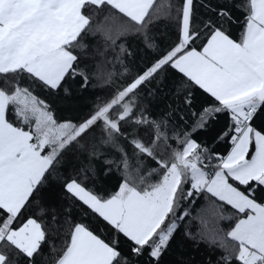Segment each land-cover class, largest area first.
Here are the masks:
<instances>
[{"label": "snow or ice", "instance_id": "snow-or-ice-1", "mask_svg": "<svg viewBox=\"0 0 264 264\" xmlns=\"http://www.w3.org/2000/svg\"><path fill=\"white\" fill-rule=\"evenodd\" d=\"M161 20L175 40L157 51ZM165 79L183 105L197 90L217 102L191 131L173 124L178 107L152 113ZM89 86L101 92L89 110L61 115ZM260 111L264 0H0V264H161L201 196L203 229L184 237L222 249L217 264H264ZM220 112L226 155L192 135Z\"/></svg>", "mask_w": 264, "mask_h": 264}, {"label": "trees", "instance_id": "trees-1", "mask_svg": "<svg viewBox=\"0 0 264 264\" xmlns=\"http://www.w3.org/2000/svg\"><path fill=\"white\" fill-rule=\"evenodd\" d=\"M218 2H220V0H211L213 5ZM229 2L239 4L240 0H229ZM197 3L199 5V0H197ZM200 11L203 13L204 9L201 7ZM233 15L236 18V22L232 23L230 32L234 37L238 38L242 31L241 25L243 23V13L238 9L233 8ZM175 31L176 29L174 25L170 24L167 20H161L155 25L154 34L159 45L157 51L165 50L168 45L175 40ZM199 44L200 42L197 41L196 46H199ZM155 54L156 53L152 50H140L138 52V56L145 59L152 57ZM174 93L175 88L173 80L165 79L159 85V91L156 94V98L151 102V111L154 115H159L160 113L171 111L169 108L170 104L172 105V108L178 107L180 110L176 111L172 115L171 119L173 124L179 125L181 130L187 128L191 131L193 124L198 119L199 113L205 107L217 104L214 98L203 93L202 90L196 91L191 107L176 101ZM100 94V89L93 88L92 86H89L88 91L82 94L77 88L73 99L67 102H58V106L61 108V115L67 117L87 112L91 104L95 101L96 96ZM229 124L230 119L226 112L215 113L208 119L207 124L203 129L193 132L192 135L199 143L207 147L213 153L226 155L231 144L227 138L220 140L218 137L228 129ZM253 124L257 127L264 126V111H260L258 113L253 121ZM53 183L55 184V181H53ZM106 185L107 190H115V178L106 181ZM46 198L49 204L59 207L60 194L58 188L54 191L46 193ZM206 206L207 202L203 196L195 199L191 205H186V207H190L191 215L181 224L180 230L176 235V239L168 251L164 254L161 264H217V261L222 254V249L219 247L213 248L203 242L197 243L196 241L188 240L184 237L185 231H191L193 234H197L203 229L198 216L201 213V210ZM74 215L77 219H80L82 214L74 213ZM229 224V221H218L210 226L227 230ZM52 239L55 240L57 245H59V239L56 237H53ZM45 255H47V246L45 247ZM41 260L42 257H37L38 264H40ZM145 260L146 255L145 257H141L137 264H144Z\"/></svg>", "mask_w": 264, "mask_h": 264}, {"label": "crops", "instance_id": "crops-1", "mask_svg": "<svg viewBox=\"0 0 264 264\" xmlns=\"http://www.w3.org/2000/svg\"><path fill=\"white\" fill-rule=\"evenodd\" d=\"M230 148H231V146H230ZM230 148H229V150H230ZM229 150H228V151H229ZM228 151H227V152H228Z\"/></svg>", "mask_w": 264, "mask_h": 264}]
</instances>
